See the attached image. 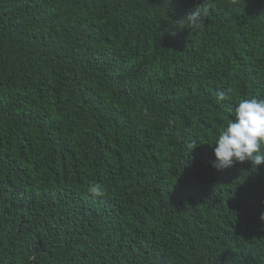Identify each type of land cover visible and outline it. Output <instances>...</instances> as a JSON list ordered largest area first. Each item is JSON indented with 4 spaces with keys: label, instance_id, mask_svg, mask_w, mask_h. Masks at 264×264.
Segmentation results:
<instances>
[{
    "label": "trees",
    "instance_id": "16d2710c",
    "mask_svg": "<svg viewBox=\"0 0 264 264\" xmlns=\"http://www.w3.org/2000/svg\"><path fill=\"white\" fill-rule=\"evenodd\" d=\"M253 97L264 0H0V264H264Z\"/></svg>",
    "mask_w": 264,
    "mask_h": 264
},
{
    "label": "clouds",
    "instance_id": "9594fccd",
    "mask_svg": "<svg viewBox=\"0 0 264 264\" xmlns=\"http://www.w3.org/2000/svg\"><path fill=\"white\" fill-rule=\"evenodd\" d=\"M206 14L207 9L194 8L186 19L195 25ZM224 99V94L219 93L218 100ZM234 112L232 120L210 145H215L213 167L218 170L245 161H251L255 167L264 164V99H243L235 106ZM90 191L99 193V186H93ZM261 219L264 220V213Z\"/></svg>",
    "mask_w": 264,
    "mask_h": 264
}]
</instances>
